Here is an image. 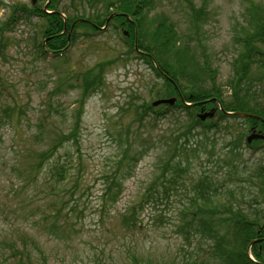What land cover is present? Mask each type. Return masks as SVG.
Masks as SVG:
<instances>
[{
  "label": "rangeland",
  "instance_id": "1",
  "mask_svg": "<svg viewBox=\"0 0 264 264\" xmlns=\"http://www.w3.org/2000/svg\"><path fill=\"white\" fill-rule=\"evenodd\" d=\"M52 1L71 24L76 15L99 11L104 15L106 0H94L91 5L84 0ZM155 1L148 21L142 23L144 44L154 43L151 35L166 18L199 61L204 52V61L218 70L217 82L227 95L237 50L234 43L249 31L236 30L243 22L244 0ZM46 4L0 0V110L20 108L19 117L0 119V264H12L25 253H32L34 261V253L39 251L48 257V264H134L133 258L139 263L181 264L201 258L209 242L190 235L185 240L178 226L181 210H197L188 201L192 203L190 183L204 173L218 177L213 175L216 165L208 157V149L214 144L220 155L236 144L237 162L247 160V164L264 161L262 144L251 142L258 149L254 151L246 147L249 125L242 118L223 120L220 128L208 132L196 128L185 142L183 114L156 120L144 116L140 121L137 109L157 99L165 83L148 59L134 52L123 27L112 23L102 32L92 33L79 24L70 29L66 23L60 35L67 43L55 57L48 47L51 23L39 15ZM87 32H91L89 36ZM250 34L258 38L256 31ZM88 72L99 73L102 81L87 89L92 92L80 104ZM262 94L256 87L258 99ZM39 120L52 122L44 128L43 140L34 138ZM76 122L77 143L69 142L58 151L57 162L68 169L66 182L50 189L44 184V175L36 179L30 173L31 158L48 147L56 132L68 133ZM176 139L189 150L181 157L188 165L182 166L184 173L177 187L164 193L162 176L171 177L174 169L167 166L162 173L163 165L168 146ZM125 154L133 158L118 170L116 163ZM239 169L246 175L242 165ZM120 177L117 200L109 203L105 190L111 179ZM152 180L158 181L154 188L160 199L136 208L134 226L140 232L127 231L129 226L122 224L120 216L138 202ZM255 182L241 184L242 190L256 191ZM262 250L264 255V244Z\"/></svg>",
  "mask_w": 264,
  "mask_h": 264
},
{
  "label": "trees",
  "instance_id": "2",
  "mask_svg": "<svg viewBox=\"0 0 264 264\" xmlns=\"http://www.w3.org/2000/svg\"><path fill=\"white\" fill-rule=\"evenodd\" d=\"M38 1H47L44 10H41L39 15L48 17L51 23L52 34L48 36L50 42L48 47H50L49 52L54 53L57 57V53L67 43V38L60 35V33L64 30V24H70V21L66 18V23L63 22L60 16L62 13L57 9V2L52 0L51 2H48L50 0ZM84 1L90 5L94 2V0ZM256 1L258 0H244L243 22L238 24L236 30L248 28L250 32L256 31L258 38L255 39L247 31L243 39L238 40L239 43H234L237 50L234 51L235 55L232 60L233 73L226 84L227 95H224L225 91L221 89L217 82L218 70L204 61V52L202 61H199L190 45L185 42L181 43L183 40L180 36L177 37L173 26L166 21V18L157 23L158 25L151 35L154 43L144 44L146 43V35L142 31V23L148 21V12L149 9L155 7V0H106L103 7L104 15L101 13L102 11L94 12L90 16L76 15L73 22L78 21L77 24L86 27L92 33L95 30L97 31L99 27L111 26L112 23H115L117 27H123L129 35L130 43L128 44H132V46L148 53L153 58L154 63L146 55L134 49V52L138 53H136L137 55H142L144 59H148L151 68L165 83V90L158 95V98L177 97L178 94H181L183 101L178 98L172 106L161 105L159 107H152L149 103L143 104L137 109L140 110V112H137V117L139 120L144 116L156 120L166 115L183 114L185 124L183 136H186L183 141L185 142L188 141L186 140L190 136L188 133H192V130L202 128L208 132L220 128L219 124L228 118L245 119L249 125L248 130L252 127L258 130L264 129V124L258 120L238 115H226L217 112L216 119L210 122H201L196 117L201 108L215 107L216 103L212 99H216L225 111L247 113L264 120V3ZM45 10L50 11V13L45 12ZM139 17L143 19L138 20ZM67 27L70 26L67 24ZM91 32H87L86 36H89ZM199 47L201 50H205L201 43ZM256 58L259 60L255 61ZM161 71L167 77L162 75ZM85 81L81 86L84 91L83 97L79 100L80 104L87 93L92 92V90L87 89L99 84L102 78L99 73L94 76L92 72H88ZM256 87L261 88L263 93L259 96L260 99L256 95ZM205 100L210 101L205 105L196 104ZM15 115L18 117L20 115V108L17 105L0 110L1 120L3 117H13ZM51 124L50 121L44 124L42 120H39L34 138L43 140L45 137L44 128L51 126ZM78 126L79 124L76 122L68 133L56 132L48 147L37 151L34 157L31 158L30 173L36 179H38V176L44 175V184L50 189L66 182L68 169L64 164L57 162L58 151L69 142L72 144L77 143ZM242 137L243 135L240 139ZM256 142L261 143L262 148H264V140ZM170 144L171 146L168 144V154L170 155L167 154V161L163 165L162 173L167 171V166H172L174 173L171 177L162 176L167 183V185L161 183V186H164V193H167L171 186L177 187V184L180 183L178 178L184 173L181 168L188 165L183 163L181 157H184L186 151L189 150L183 149L181 147L182 142L178 139ZM236 146L234 144V147L228 152H222L218 155L214 144H212L207 151V155L210 160H214L216 171L213 175L218 177L216 176L217 178L213 179L209 176V173H204L194 183H190L189 194H192V203L189 198L188 201L189 204H196L197 210L189 213L181 210L179 215L181 225L178 226V229L184 235L185 240L189 238L186 235H190L196 237L197 241L202 242L204 240L208 241L209 244L201 258L190 259L181 264H264L262 250L264 244V161L258 160L246 164L247 160H240L241 162L238 163L237 158L239 157L236 153ZM246 147L253 149V151L258 150L256 147L252 148L251 144L246 143ZM132 158L133 156L129 157L125 154L116 163L117 169L120 170V166ZM134 162H138V159H134ZM252 164L254 169L250 170L249 167ZM240 165L246 170V175H243L242 170L239 169ZM121 178H113L108 184L105 190L107 202L117 200ZM252 180L256 181L254 183L256 191L245 193L241 184ZM156 184H158V181L152 180L141 194L138 202L131 208L126 209L120 216L122 224L126 227L129 226L126 229L127 231L135 229L136 208H142L150 200L159 198L154 188ZM250 204L254 208H244L245 205L247 207ZM157 221L160 222V219ZM135 230L140 232V229ZM253 240L260 241L251 245ZM261 247L262 249H260ZM31 256L32 253H25L20 259L13 260L12 264H48V257L41 251L34 253V261H32ZM133 261L134 264H151L147 260L139 263L138 260L133 258Z\"/></svg>",
  "mask_w": 264,
  "mask_h": 264
},
{
  "label": "water",
  "instance_id": "3",
  "mask_svg": "<svg viewBox=\"0 0 264 264\" xmlns=\"http://www.w3.org/2000/svg\"><path fill=\"white\" fill-rule=\"evenodd\" d=\"M174 103V99L173 98H169V99H159L156 100L152 103L153 106H157L159 104H169L172 105ZM213 116V111L211 112H207L205 114L199 115V118L201 120H205L206 117H212ZM253 139H264V135H261L259 133H253L251 135H249L247 137V142H251Z\"/></svg>",
  "mask_w": 264,
  "mask_h": 264
}]
</instances>
